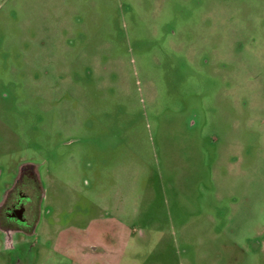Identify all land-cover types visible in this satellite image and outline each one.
<instances>
[{
    "label": "rangeland",
    "instance_id": "rangeland-1",
    "mask_svg": "<svg viewBox=\"0 0 264 264\" xmlns=\"http://www.w3.org/2000/svg\"><path fill=\"white\" fill-rule=\"evenodd\" d=\"M25 163L59 241L0 264H264V0H0V203Z\"/></svg>",
    "mask_w": 264,
    "mask_h": 264
},
{
    "label": "flooded vegetation",
    "instance_id": "flooded-vegetation-1",
    "mask_svg": "<svg viewBox=\"0 0 264 264\" xmlns=\"http://www.w3.org/2000/svg\"><path fill=\"white\" fill-rule=\"evenodd\" d=\"M45 192L46 190L39 179L36 167L25 163L20 167L16 178L10 188L7 189L0 203V231L5 236L7 249L14 250L17 255H19L18 246L22 245L24 241L30 238H39L38 229L42 225L46 224L42 231V235H47L46 240L54 239V243L59 241L57 237L56 239L54 238L55 235H48L46 231L48 226H50L47 222L53 211L43 212L41 209L42 202L45 200ZM56 216L58 215L56 214ZM43 219L44 222H42ZM96 219H91L89 226L94 225ZM75 227L80 232L89 229L81 225H72L62 230V233L60 232L61 230H56L55 232L57 234L60 233V235L72 234L76 230ZM16 238L19 239L16 240ZM87 250L96 252L95 248H87Z\"/></svg>",
    "mask_w": 264,
    "mask_h": 264
},
{
    "label": "crops",
    "instance_id": "crops-1",
    "mask_svg": "<svg viewBox=\"0 0 264 264\" xmlns=\"http://www.w3.org/2000/svg\"><path fill=\"white\" fill-rule=\"evenodd\" d=\"M84 249H87V247H86V245L84 244ZM85 252H87V251H85ZM84 255V254H83Z\"/></svg>",
    "mask_w": 264,
    "mask_h": 264
}]
</instances>
